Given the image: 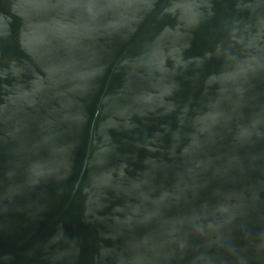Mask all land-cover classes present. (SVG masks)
Returning <instances> with one entry per match:
<instances>
[{"label":"water","instance_id":"95a60500","mask_svg":"<svg viewBox=\"0 0 264 264\" xmlns=\"http://www.w3.org/2000/svg\"><path fill=\"white\" fill-rule=\"evenodd\" d=\"M0 264H264V0H0Z\"/></svg>","mask_w":264,"mask_h":264}]
</instances>
